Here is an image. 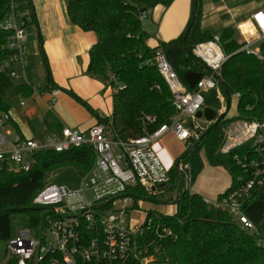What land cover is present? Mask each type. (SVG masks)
<instances>
[{"label": "trees", "instance_id": "1", "mask_svg": "<svg viewBox=\"0 0 264 264\" xmlns=\"http://www.w3.org/2000/svg\"><path fill=\"white\" fill-rule=\"evenodd\" d=\"M172 1L157 0L156 4L168 7ZM204 1L190 0L188 22L177 38L160 43L159 48L149 49L144 46L145 33L138 0H67L66 11L71 25L96 37L88 51L85 75L107 82L113 90L112 114L100 118L74 93L56 87L39 44L38 51L45 74L43 91L65 92L89 115L96 117L97 123L109 125L114 140L126 142L151 134L175 114L171 95L154 65L155 50L163 51L178 79L186 87L183 81L185 73L207 74L205 67L199 65L192 54L197 44L209 41L214 35L201 28ZM207 1L217 4L220 0ZM7 8L8 0H0V19ZM27 10L29 23L34 24V14L28 2ZM242 28L244 32L249 31L247 26ZM217 36L223 53L229 56L221 68L218 87L224 100L227 97L228 106L230 98L234 94L239 95L235 106L236 115L228 119L224 117L198 144L197 140L189 139L185 151L177 159L180 165H187L188 170L179 172L172 166L168 169V182L157 193L148 195L138 186L126 187L125 192L133 198L134 208L138 200L154 205L177 202L175 213L171 216L159 214L154 209L147 210L146 218L151 223L148 228L144 226L142 236L136 239L137 249H147L148 254H154L156 262L160 264H264V185L255 187L241 207L242 214L255 228L252 232L241 229L226 212L205 205L201 197L188 191L189 185L202 171L203 161L212 167L223 168L230 176L229 188L217 199L235 187L242 171L232 158L235 151L228 155L220 153L224 131L233 120L264 123V64L252 56L237 52L241 45L235 27L224 28ZM2 44L0 35V46ZM3 55L4 52L0 51V58ZM30 94V89L12 87L6 77L0 76V111L9 114L17 99ZM205 108L218 113L220 103L215 91L204 95ZM146 117L153 118L154 123L146 122ZM58 130L54 125L53 133ZM94 160V153L88 148L73 149L63 154L40 152L33 156L32 166L27 173L0 172V242H6L11 237L10 219L13 213L37 214L33 210L32 200L50 183V176L67 168L86 173ZM182 180L185 182L184 191ZM110 206L107 202L100 205L103 209ZM31 224L37 225V218H32ZM163 229H168L172 237L162 233ZM7 264L16 263L9 258ZM118 264L140 263L131 256Z\"/></svg>", "mask_w": 264, "mask_h": 264}, {"label": "built area", "instance_id": "2", "mask_svg": "<svg viewBox=\"0 0 264 264\" xmlns=\"http://www.w3.org/2000/svg\"><path fill=\"white\" fill-rule=\"evenodd\" d=\"M27 25L19 0H8L7 11L0 19L3 39L0 51L4 52L0 58V76L6 77L12 87L30 89L45 99L50 109L56 101L57 90H37L23 72ZM243 26H247L249 31L244 32ZM237 30L242 38L237 52L264 64V4ZM192 54L202 63L207 74L190 91L178 79L163 51L155 50L154 65L168 88L175 114L151 134L133 140H114L110 126L99 123L85 131L62 127L41 139H26L13 130L10 115L0 111V172L27 173L33 156L40 152L63 154L73 149L88 148L95 156L93 165L76 189L50 182L34 196L32 207L46 209L50 213L42 219L39 234L36 232L34 235L31 229L25 228L6 241L5 250L16 264H118L131 256L140 264H160L154 254H148L147 249L142 251L136 247V239L142 236L144 226L148 228L151 221L141 210L143 201L138 200L134 208L133 198L125 191L126 187L138 186L151 195L166 185L168 169L161 163L156 145L166 135L181 143H187L191 138L199 139L209 126L195 118L196 113L203 110L205 94L215 91L221 107L218 113L225 112L226 103L218 83L221 68L229 56L223 53L219 37L213 35L209 41L197 44ZM14 80L20 83L16 85ZM233 98L237 100L239 95L234 94ZM19 106L24 108L25 104L20 102ZM145 121L154 123L150 117ZM233 151L232 158L242 171L237 185L220 199L202 200L205 205L226 212L241 229L252 232L255 228L242 214L241 207L255 187L264 185V123L243 120L229 123L220 153L228 155ZM177 170H188V166L179 164ZM124 195L127 197L120 198ZM109 201H112L111 208L103 211L100 205ZM116 202L121 204L113 208ZM132 213H144L143 222L131 221ZM162 233L172 237L168 229H163Z\"/></svg>", "mask_w": 264, "mask_h": 264}, {"label": "crops", "instance_id": "3", "mask_svg": "<svg viewBox=\"0 0 264 264\" xmlns=\"http://www.w3.org/2000/svg\"><path fill=\"white\" fill-rule=\"evenodd\" d=\"M156 1L138 0L141 9H145L141 17V25L145 33L144 46L149 49L159 48L160 43H167L177 38L184 30L190 13V0H173L168 7L156 4ZM19 2L21 12L27 16L28 26H31L28 33L25 29L24 37L25 78L30 83L34 80L41 81L42 88H45V74L38 51L40 44L54 85L74 93L98 117H110L113 90L107 82L85 75L88 51L96 41L95 35L84 33L78 27L71 25L66 11L67 0H19ZM27 2L31 5L34 14V24L29 23ZM203 16L204 10L201 28L207 30L209 26H204ZM240 22L243 24L246 20ZM28 57L33 58V62L38 58L41 77L40 74H31L33 63ZM57 92L56 101L50 109L46 100L34 93L26 98L17 99L9 110L13 130L26 139H40L53 133L54 125L56 129L69 127L85 131L97 123L96 117L89 115L84 107L65 92L61 90ZM20 102L25 104L24 108H20ZM38 105L40 109L37 108ZM228 111L226 117H233L235 112L228 114ZM186 147L187 143L178 142L170 135L164 136L156 145L159 159L167 169L174 166ZM204 162L202 171L188 191L202 199L215 201L229 188L231 179L223 168L210 165L204 167ZM154 210L159 214L171 216L175 213L176 206L155 205Z\"/></svg>", "mask_w": 264, "mask_h": 264}, {"label": "rangeland", "instance_id": "4", "mask_svg": "<svg viewBox=\"0 0 264 264\" xmlns=\"http://www.w3.org/2000/svg\"><path fill=\"white\" fill-rule=\"evenodd\" d=\"M263 4H264V0H220L217 4H213L205 0L203 2V10H204L203 24L204 26H209L207 31L215 35H218L222 29L227 28V27H235V29L237 30V27L242 24V22L240 21H242L243 19L247 21L249 19L250 14H252L256 10L261 8ZM201 25H202V22H201ZM25 29H27V33H28V31L31 29V26L27 25ZM241 39L242 38L240 36L238 42H241ZM255 47H252L251 49H255ZM31 59L33 63L32 64L33 70L31 71V74H34V73H36V75L40 74V77H41V67L38 64V58L35 59L36 62H33V58ZM13 82L16 85L20 83L19 80H14ZM31 84L32 86L36 87L37 90L43 89L42 88L43 82L41 81L36 82L34 80ZM235 106H236V99L231 97L230 98V108H229L228 114L235 112L234 111ZM37 108L40 109L41 107L39 106ZM204 165H205L204 167H209V165L206 162H204ZM84 176H85L84 172H80V171H76L71 168H67V169L59 170L54 175L50 176L49 182L56 184V185L65 186L68 189L73 190L78 187L80 180ZM187 183L186 185H188ZM191 185H189V187ZM120 204H121L120 202H116L113 208L119 207ZM137 205H138V202L136 204V207ZM154 207L155 205L153 203L143 201L141 210L142 212H146L147 210L154 209ZM110 208L104 209L103 211L109 210ZM48 214L49 213L46 211V209L38 210L36 215H32L31 213H28V212L13 213L10 219V236L14 237L15 235H17L19 230L25 229V228L31 229L34 235H36L37 233L39 234L40 225H42V219L48 216ZM32 218H37L38 220L37 225L31 224ZM129 218L131 221L138 222L140 224L144 220V213H141V214L132 213ZM5 245H6V242H0V264H7V259L10 258L8 253L5 250Z\"/></svg>", "mask_w": 264, "mask_h": 264}, {"label": "water", "instance_id": "5", "mask_svg": "<svg viewBox=\"0 0 264 264\" xmlns=\"http://www.w3.org/2000/svg\"><path fill=\"white\" fill-rule=\"evenodd\" d=\"M144 12H145V9H140V13L141 14H143ZM182 43H183V50H185L186 49L185 48V45H184L185 39L182 40ZM197 62H198L199 65L203 66L200 61L197 60ZM201 77H202L201 74L187 72L183 76V81L187 85L188 89L191 91V90H193V88L195 87L196 83L200 80ZM225 103H226L225 112L215 113L211 109L205 108L202 111H199V112L196 113V115H195V118L196 119H203L206 123L209 124L208 128L205 130V132L203 133V135L196 141V144H198L199 141L201 140V138H203L212 128L216 127L224 119V117L226 116V111H227V109L229 107L228 106L227 97H226ZM179 164H180V161L177 160L174 163V167L176 169H178ZM182 189H183V191L185 189V182H184V180H182ZM126 197L127 196L124 195L123 197H120V198H126ZM120 198H118V199H120ZM115 200H117V199H115ZM111 202L112 201L107 202V205L110 204ZM172 204L173 205H176L177 202L172 203ZM33 210L38 211V210H41V208H33ZM235 224L238 225L237 221H235Z\"/></svg>", "mask_w": 264, "mask_h": 264}]
</instances>
